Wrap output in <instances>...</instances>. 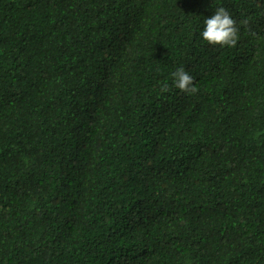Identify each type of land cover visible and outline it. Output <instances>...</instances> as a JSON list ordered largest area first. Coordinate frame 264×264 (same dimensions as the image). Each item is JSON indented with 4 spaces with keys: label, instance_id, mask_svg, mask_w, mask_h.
<instances>
[{
    "label": "trees",
    "instance_id": "16d2710c",
    "mask_svg": "<svg viewBox=\"0 0 264 264\" xmlns=\"http://www.w3.org/2000/svg\"><path fill=\"white\" fill-rule=\"evenodd\" d=\"M0 264H264V0H0Z\"/></svg>",
    "mask_w": 264,
    "mask_h": 264
},
{
    "label": "clouds",
    "instance_id": "9594fccd",
    "mask_svg": "<svg viewBox=\"0 0 264 264\" xmlns=\"http://www.w3.org/2000/svg\"><path fill=\"white\" fill-rule=\"evenodd\" d=\"M243 23H247L246 21ZM239 29L231 13L225 7H218L214 14L204 20V28L200 36L209 45H219L221 47H234L239 39ZM173 85L181 92L194 94L197 89L193 86V77L184 70L178 68L173 73ZM162 92L168 91V86L161 88Z\"/></svg>",
    "mask_w": 264,
    "mask_h": 264
}]
</instances>
